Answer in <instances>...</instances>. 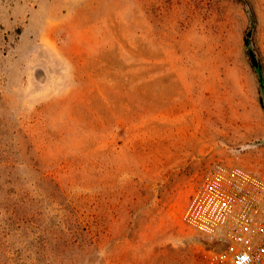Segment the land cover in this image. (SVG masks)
Masks as SVG:
<instances>
[{"label":"rangeland","instance_id":"rangeland-1","mask_svg":"<svg viewBox=\"0 0 264 264\" xmlns=\"http://www.w3.org/2000/svg\"><path fill=\"white\" fill-rule=\"evenodd\" d=\"M216 165L264 167V0H0V264H200Z\"/></svg>","mask_w":264,"mask_h":264},{"label":"built area","instance_id":"built-area-1","mask_svg":"<svg viewBox=\"0 0 264 264\" xmlns=\"http://www.w3.org/2000/svg\"><path fill=\"white\" fill-rule=\"evenodd\" d=\"M183 221L210 241L200 264H264V167L216 165L207 170Z\"/></svg>","mask_w":264,"mask_h":264},{"label":"trees","instance_id":"trees-1","mask_svg":"<svg viewBox=\"0 0 264 264\" xmlns=\"http://www.w3.org/2000/svg\"><path fill=\"white\" fill-rule=\"evenodd\" d=\"M248 10H249V13H250V25L252 27H254L255 25V22H256V19H255V15L254 13L252 12L251 8L246 4ZM245 47H246V50H247V56H248V59L250 61V64L251 66L256 70V72L259 74H261V68H260V65L258 63V60L251 48V45H250V42L248 40H246L245 42Z\"/></svg>","mask_w":264,"mask_h":264}]
</instances>
